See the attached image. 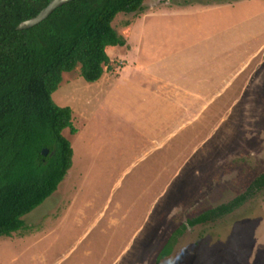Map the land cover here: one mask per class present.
<instances>
[{"label": "rangeland", "instance_id": "1", "mask_svg": "<svg viewBox=\"0 0 264 264\" xmlns=\"http://www.w3.org/2000/svg\"><path fill=\"white\" fill-rule=\"evenodd\" d=\"M111 26L114 68L52 94L71 166L0 264H264V190L187 225L264 173V0H144Z\"/></svg>", "mask_w": 264, "mask_h": 264}, {"label": "trees", "instance_id": "2", "mask_svg": "<svg viewBox=\"0 0 264 264\" xmlns=\"http://www.w3.org/2000/svg\"><path fill=\"white\" fill-rule=\"evenodd\" d=\"M50 1L0 0V238L23 228L22 218L56 191L71 166L72 149L62 135L66 129L76 133L71 109L52 100L62 74L79 67L82 79L94 83L104 68L111 71L115 64L106 47L126 46L111 23L119 13L142 11L144 2L69 0L39 24L17 30ZM262 190L264 173L243 195L187 225L215 221Z\"/></svg>", "mask_w": 264, "mask_h": 264}, {"label": "water", "instance_id": "3", "mask_svg": "<svg viewBox=\"0 0 264 264\" xmlns=\"http://www.w3.org/2000/svg\"><path fill=\"white\" fill-rule=\"evenodd\" d=\"M68 1L69 0H52V1H50L49 4L44 9H42L35 17L21 22L17 26V30L28 29V28H31V27L39 24L40 22L45 20L56 8L67 3ZM41 154L43 156H45L47 154V149H43Z\"/></svg>", "mask_w": 264, "mask_h": 264}, {"label": "crops", "instance_id": "4", "mask_svg": "<svg viewBox=\"0 0 264 264\" xmlns=\"http://www.w3.org/2000/svg\"><path fill=\"white\" fill-rule=\"evenodd\" d=\"M125 38V37H124Z\"/></svg>", "mask_w": 264, "mask_h": 264}]
</instances>
